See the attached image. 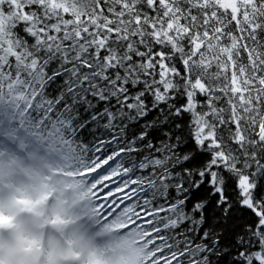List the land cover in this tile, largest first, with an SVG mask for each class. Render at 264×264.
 Instances as JSON below:
<instances>
[{
	"label": "snow or ice",
	"instance_id": "1",
	"mask_svg": "<svg viewBox=\"0 0 264 264\" xmlns=\"http://www.w3.org/2000/svg\"><path fill=\"white\" fill-rule=\"evenodd\" d=\"M8 122L0 264H264V0H0Z\"/></svg>",
	"mask_w": 264,
	"mask_h": 264
}]
</instances>
